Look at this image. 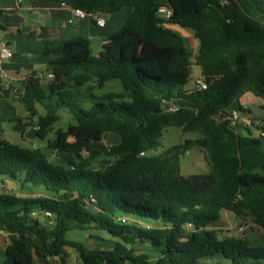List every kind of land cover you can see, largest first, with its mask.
I'll use <instances>...</instances> for the list:
<instances>
[{
  "label": "trees",
  "instance_id": "1",
  "mask_svg": "<svg viewBox=\"0 0 264 264\" xmlns=\"http://www.w3.org/2000/svg\"><path fill=\"white\" fill-rule=\"evenodd\" d=\"M48 1L103 16L130 13L96 56L80 36L45 45L44 55L56 56L45 69L53 79L42 87L32 73L20 85L18 100L29 121L37 117V138H46L60 110L76 123L41 148L0 140L2 186L6 179L43 193L26 198L2 187L0 231L8 241L2 264H69L68 249L79 264H264V246L220 237L216 229L225 211L264 230V121H242V130L219 119L235 106L247 117L238 104L245 93L264 99V0ZM161 5L172 10L167 21L157 16ZM175 27L197 40L194 55ZM191 57L206 90L185 89ZM114 79L121 93L92 96ZM86 84L88 109L73 92ZM170 105L177 110L167 111ZM12 121L21 135L31 125ZM168 127L200 134L184 146L204 153L208 173L180 175L181 146L150 154ZM106 134L118 142L106 146ZM75 230L109 249L66 241Z\"/></svg>",
  "mask_w": 264,
  "mask_h": 264
},
{
  "label": "rangeland",
  "instance_id": "2",
  "mask_svg": "<svg viewBox=\"0 0 264 264\" xmlns=\"http://www.w3.org/2000/svg\"><path fill=\"white\" fill-rule=\"evenodd\" d=\"M124 10V11H122ZM121 11L109 15H105V19H109V16H121L123 17L125 12L129 10L128 8H124ZM113 23V22H112ZM175 31L179 32L183 36H186L189 39L190 42V50L191 53H196V47L194 44V38L192 37L190 31L183 30L178 27L174 28ZM92 49L95 48L94 46L90 47ZM93 54L95 52H92ZM96 56V54H95ZM191 76L189 78V81L187 85L185 86V89H191L192 88V80L194 76L197 74L198 69L194 63L193 58L191 57ZM43 76L40 77V84L42 87H45L47 83L50 81L49 78H47V73H42ZM6 79L3 80L2 86H0V94L3 97L4 93L6 92L5 83ZM89 84L83 85L82 87L73 89V92L76 94L77 99L81 102L82 106L85 109H88L92 105V98L87 96L88 92L86 91ZM123 91V88L120 84V82L116 79L110 80L106 82L102 87H96L92 89L91 94L93 97L97 98L102 95L113 93L118 94ZM21 92L20 89H16L13 93L9 94L8 101L11 105V115L15 113L16 118L23 119V122H31V125H28L24 129V133L21 135L19 132H17L14 129L15 123L10 120L6 121L3 125V135L0 136V140L4 139L12 144L19 145L24 148H41L45 147L47 140H52L55 137V132L58 129L66 130L68 126L74 125L76 122L73 118V116L67 111V110H60L58 112L59 120L54 123L47 134L45 139H39L35 135V125L37 123V117H34L31 121L28 120V114L25 112V109L23 105L18 101V97L20 96ZM253 94H244L242 95L239 100L238 104L247 107L249 113H247V117L254 121L256 125L262 124L264 120V110L262 107L264 104L256 96ZM36 113L37 115H44L43 108L36 104ZM235 109L237 110V106H235ZM24 117V118H23ZM238 128L242 129L244 128L243 122H240L238 125ZM200 137V134L197 131L193 132H183L180 128L175 127H168L165 130H163L162 138H161V147L155 151L151 152V155L158 156V155H164L169 150H171L175 146H181V148L178 150V157H179V165H180V175L187 176V175H198V174H206L209 171V167L206 163V157L204 153L196 148V147H185L184 143L186 140H194ZM118 142V137L115 134H106L103 136V143L106 146H110L112 144H115ZM52 153L49 152V157L52 158ZM94 167H98L97 164L93 165ZM2 186V185H1ZM4 187V186H2ZM5 188V187H4ZM8 192H13L17 196L20 197H36L38 195H42V191L40 190H34L29 187H22L18 182H13V185L11 187L5 188ZM221 218L219 221V224L216 226L217 231L220 233V237H237V238H245L250 245H256V246H264V230L256 227L251 222H246V230L241 233L237 231V226L241 223L239 220H237L231 213L222 211L221 212ZM41 222H44L43 219H40ZM65 240L68 242H74L82 244L85 248H97V249H106L109 248L110 245L103 243V242H94L91 240L84 231H69L64 236ZM91 243V247L88 246L87 243ZM95 245H94V243ZM69 258L68 262L69 264H79L76 252L73 250L68 249ZM156 257L154 255L150 256V261H153ZM213 262L209 261L208 264H212Z\"/></svg>",
  "mask_w": 264,
  "mask_h": 264
},
{
  "label": "crops",
  "instance_id": "3",
  "mask_svg": "<svg viewBox=\"0 0 264 264\" xmlns=\"http://www.w3.org/2000/svg\"><path fill=\"white\" fill-rule=\"evenodd\" d=\"M125 13L123 17L109 16V19H105L103 26H97L90 17L81 20L74 19L69 22L70 7L54 1L0 0V48L5 45L13 53L11 59L3 60L0 69V86H2L3 80H7L5 83L7 90L3 97L0 94V136L3 135L4 123L16 118L15 113L11 115L9 94L18 90L28 75L34 73L37 77L43 76L42 73L45 72L48 62L56 57L55 55H44L45 45H56L80 36L89 42L90 47L94 46L95 51L90 49L91 52H95L92 53L93 55H97L102 50V45L107 37L123 24L130 9ZM196 67L198 72L194 77L201 73L200 68ZM7 82H10V85L7 86ZM256 98L264 104L263 98L258 96ZM245 108L247 107L245 106ZM242 118L245 123H250L251 119L248 117L242 115ZM12 185V181L3 179L5 188ZM85 233L89 237V233ZM97 235L109 239L103 233H97ZM87 244L92 246L90 242ZM7 245V236L0 231V264L5 258L4 252Z\"/></svg>",
  "mask_w": 264,
  "mask_h": 264
},
{
  "label": "built area",
  "instance_id": "4",
  "mask_svg": "<svg viewBox=\"0 0 264 264\" xmlns=\"http://www.w3.org/2000/svg\"><path fill=\"white\" fill-rule=\"evenodd\" d=\"M18 1H21V0H18ZM62 5H64V4H62ZM64 6H66V5H64ZM70 10H71V18H70L69 22H72L74 19L81 20V19L90 17L97 26H103L105 24V18L101 14H98V13H87V12L81 10V9H75V8H70ZM157 16L160 19H162L163 21H167L172 16V10H171V8L168 5H161L157 9ZM194 44H195V47H196V50H197L198 42L195 39H194ZM12 57H13V53L11 52V50L5 45L1 46V48H0V69H1V66H2V63H3V60L11 59ZM47 78L52 80L53 79V74L52 73H47ZM8 85H10V82H7V86ZM207 86H208V84H207V82L205 80V77L200 73L198 76L193 78V80H192V88L189 89V90L190 91H194V92H199V91L206 90ZM176 110H177V108L175 106H173V105H170L167 108V111H169V112H174ZM219 119L227 121L229 123V125L231 127H233V128H237L239 123L244 121L243 118H242V115L236 109L229 110L226 114L222 115ZM256 133H258V132H256ZM1 185L2 184L0 183V192L2 191V186ZM38 214H39V211L33 210L31 215L32 216H36ZM43 216L48 218V217H50V214L49 213H43ZM245 230H246V225H245V223L241 222L237 226V231L243 233Z\"/></svg>",
  "mask_w": 264,
  "mask_h": 264
}]
</instances>
